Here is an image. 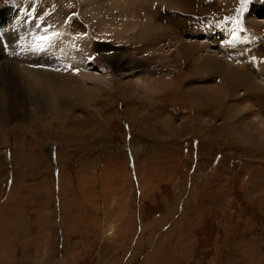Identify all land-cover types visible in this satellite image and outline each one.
<instances>
[{
    "label": "rangeland",
    "instance_id": "374dc122",
    "mask_svg": "<svg viewBox=\"0 0 264 264\" xmlns=\"http://www.w3.org/2000/svg\"><path fill=\"white\" fill-rule=\"evenodd\" d=\"M81 1L0 0V71L59 72L55 30L107 78L87 102L57 80L63 111L0 79V264H264V0Z\"/></svg>",
    "mask_w": 264,
    "mask_h": 264
},
{
    "label": "bare ground",
    "instance_id": "6f19581e",
    "mask_svg": "<svg viewBox=\"0 0 264 264\" xmlns=\"http://www.w3.org/2000/svg\"><path fill=\"white\" fill-rule=\"evenodd\" d=\"M82 1L85 3L84 6H88V7L90 6L89 8L92 9L93 11L98 10L97 9V6H99L100 9L102 7V4L100 3L102 0H82ZM165 1L166 0H164L163 2H165ZM114 5L117 7V10L116 11H118V9L122 5H127V4H123L122 3V5H120V4H114ZM164 5H165V3H164ZM81 6H82V4H81ZM89 8H88V10H89ZM146 10L147 9L142 8V7H139V5H137V4L136 5L133 4L132 7L129 6V10L128 11H125V12H127V14L128 13H131V16L134 18V23H132V26H134V24H136L138 22V18L140 17V14L142 13V11H144V14H147ZM95 15H96V13H95ZM143 19H144V17H143ZM98 21H100V20H98ZM98 26H99L98 28L100 30L101 29L102 30H105L107 28V26L105 25V22H103V21L102 22H99L98 23ZM127 29H129V28H125V31ZM119 32L120 31L117 30L115 33H119ZM140 34H143V33H140ZM49 37L50 38H49V40H47V44L44 43V44H46V47H45V50L42 53L51 56V58H49V60H48L49 64H51L52 66L53 65L54 66L57 65V67L60 65L59 66L60 67L59 69H61V70H59V72L53 73L51 71L52 69H49L48 71H46L44 69L37 68V67H33V68L32 67H29V65L23 64V62H26L25 61L26 58H20V60H19L20 61V65H18V66L17 65H13V64H12L13 66L11 64H6L8 62H6L4 64V66H1V67L4 68L5 71H0V79L4 81L5 78L6 79L8 78V76L9 77L15 76L16 79L18 80L17 82H19L18 83L19 86H22L23 87V88L22 87H20V88H22V91L24 90V92H26V94L27 93H29V94H36L35 91L37 89H41V92L42 93H40V95L44 94L45 97L44 98H42L43 96L42 97L40 96V97L42 99H45L44 103L46 105H50L53 108H57V107L61 108L60 106L64 105L62 102L56 101L55 97H58L59 94H61V93H63V92H65V91L68 90V89L66 90V87L64 85H62L61 82H60L61 87L58 86V85H56V81L57 80L58 81H70V82L73 83L72 86L74 87V88H71V89H73L76 93H78L80 95V99H81L80 101L87 102L88 100H90V99H88V97L91 98V96L93 95L92 94L93 90L95 92H97L98 90H100L102 88V86H105V84H106V80H107L106 76H104L103 74H101V72L96 71V70H101V67L98 66V65L94 66L95 64H92L93 62H89L88 64L86 62H83L82 59H81L82 57L80 56V54H75L74 51L71 50V48H73V47L67 42V40L63 37V35L61 33L59 34V31H55V30L50 31ZM192 41H194V40H192ZM204 41H202V42H204ZM17 44H19V43H17ZM23 44H24V42H23ZM23 44L20 45V47L25 45V44L24 45ZM25 46H28V45L26 44ZM28 48L29 47L25 48L22 51L23 54H27L29 52V49ZM7 49H9V48H7ZM40 50H42V49H40ZM210 52H211V50H210ZM211 53H209V54H211ZM195 55L198 56L197 54H195ZM72 56H75V57H72ZM32 58L35 59L36 57H32ZM207 58H209V57H207ZM216 58L217 57H215L214 60L212 59L213 61H211V62H209V60L206 59L208 61V63L206 61H203L204 59L203 60L202 59H197V61H199L198 62V65L204 67L203 70L204 69H208V67H210V66H213L212 70H214V71L212 73H214L216 71V69H217L218 70V74L220 73V76L223 77L224 80H226V82H229V83H232L233 82L235 84H241V85L243 84L246 87V84H248L250 80H246V79H248V77L246 75H244V73H240V72L238 73L235 70H231L230 71V69L225 70L223 72L224 69L223 68H220V65H217V63H219V61L217 60L218 58L217 59ZM193 61H196V57L193 58ZM58 63H59V65H58ZM89 64H91V65H89ZM232 68H233V66H232ZM72 69L73 70L74 69H79V71L78 72H75ZM91 69H96V70H91ZM209 70L210 69H208V72L211 71V70L210 71ZM60 71L63 74H60ZM215 74H217V73H215ZM129 76L132 77V79H131L132 83H130V85H129V82H126L129 85V88L128 89L125 88L124 85H123L122 89H120L118 87L120 89V93L122 91H124L125 89H127L128 91L133 92V93L147 95L149 98H151L152 96H154L155 93H157V87L160 86V85L158 83H156L155 78L154 79H151V78H143L140 75V73H138V74L137 73H131ZM69 85H70V83H69ZM255 85H257V84H255ZM248 86H251L253 88L256 87V86L255 87L253 86L252 82ZM67 92H69V91H67ZM71 93H72V91H71ZM75 94H73V95H75ZM93 96H95V95H93ZM34 98H35L36 102L35 101H33V102H34L35 105H37L38 102H39V98H38L37 95H34ZM58 98H57V100H58ZM71 98L74 99L73 97H71ZM37 99H38V101H37ZM59 99H61V97ZM27 100L29 101L30 106H32V101L29 98H27ZM19 101L20 100H18L17 102L19 103ZM22 102H24V100H22ZM252 102H253V100H252ZM18 103H16V104H18ZM41 104L42 103H39V106ZM263 109H264L263 105H260V108L258 107V111L263 110ZM62 111H63V109H62ZM36 112H38V111H36ZM258 116H259V119L261 120V121L258 120L259 121L258 122L259 125H257V126H259L258 131L260 133L258 135H256V136L253 137L257 141H258V136L259 135H261V134L264 135V119H262V116L263 115L258 114ZM169 127H171V126H169ZM248 134H250V132H248Z\"/></svg>",
    "mask_w": 264,
    "mask_h": 264
},
{
    "label": "snow or ice",
    "instance_id": "6c2138e0",
    "mask_svg": "<svg viewBox=\"0 0 264 264\" xmlns=\"http://www.w3.org/2000/svg\"><path fill=\"white\" fill-rule=\"evenodd\" d=\"M246 3H248V0H242V2H241V9L243 8V5L246 4ZM41 39H47V37H41ZM253 59H255V57H253ZM73 71L78 72L79 69H74Z\"/></svg>",
    "mask_w": 264,
    "mask_h": 264
}]
</instances>
